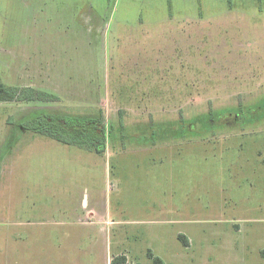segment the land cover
<instances>
[{
    "label": "rangeland",
    "instance_id": "374dc122",
    "mask_svg": "<svg viewBox=\"0 0 264 264\" xmlns=\"http://www.w3.org/2000/svg\"><path fill=\"white\" fill-rule=\"evenodd\" d=\"M201 1L0 0L2 82L58 99L0 103V264H264V119L228 114L264 100V3ZM42 107L130 138L96 154L18 129Z\"/></svg>",
    "mask_w": 264,
    "mask_h": 264
},
{
    "label": "trees",
    "instance_id": "16d2710c",
    "mask_svg": "<svg viewBox=\"0 0 264 264\" xmlns=\"http://www.w3.org/2000/svg\"><path fill=\"white\" fill-rule=\"evenodd\" d=\"M167 1L171 7L172 0ZM239 1L243 2L240 4L243 7H247L250 4L248 0ZM251 1V5L264 3V0ZM228 2H230V0H228ZM202 3L203 1L197 0L196 7L200 9ZM229 9H232V6ZM57 100L58 99L56 96L32 87L21 88L7 86L2 82L0 77V103L19 102L28 105L31 104L41 106V104H49ZM221 113L222 112L215 114L211 113L208 116L203 115L199 118H196L195 121L192 120L191 122L179 120L176 124H150L148 128L144 127V130H149V132L143 133L145 131L142 130V135L140 136H144L145 138V136H148V134L151 132L150 134L153 137L151 138V144H155L160 134L174 132L179 139L186 138V136L199 135L195 130L197 125H200L201 134L212 133L214 129H217L216 123L219 122L220 116L223 115ZM228 114L233 116L239 114L241 120H243V123H250L258 119H264V100L260 104L247 107L246 110L229 111ZM257 114L259 115V118H256ZM244 116H247L250 118V120L247 121ZM33 128H35L33 133L44 134L45 136L52 138L61 144L79 145L96 154H103L105 152L106 144L109 142H114L116 136L121 142L130 138V136L126 135L125 133L126 126L124 123L119 121L115 131L114 126H112V124L107 122L105 119L102 109L91 110L89 111L88 115H79L71 113L68 114L66 112H51L43 107L38 108V110L30 112V114L27 115L18 126L19 130L25 132H30V130ZM164 128L167 130L164 131ZM144 138L137 140L144 141ZM178 239L185 246L188 245V240L184 235H178ZM147 256L153 260L154 264H163V261L158 257H154L151 251L147 252ZM125 263V256H117L111 260L110 264Z\"/></svg>",
    "mask_w": 264,
    "mask_h": 264
},
{
    "label": "flooded vegetation",
    "instance_id": "af4514ba",
    "mask_svg": "<svg viewBox=\"0 0 264 264\" xmlns=\"http://www.w3.org/2000/svg\"><path fill=\"white\" fill-rule=\"evenodd\" d=\"M233 118H234V123H238V122L241 120L239 114L234 115ZM239 118H240V119H239Z\"/></svg>",
    "mask_w": 264,
    "mask_h": 264
}]
</instances>
